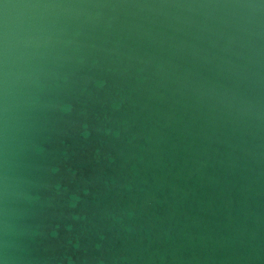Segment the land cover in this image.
<instances>
[{
    "label": "water",
    "instance_id": "1",
    "mask_svg": "<svg viewBox=\"0 0 264 264\" xmlns=\"http://www.w3.org/2000/svg\"><path fill=\"white\" fill-rule=\"evenodd\" d=\"M0 264H264V0H0Z\"/></svg>",
    "mask_w": 264,
    "mask_h": 264
}]
</instances>
